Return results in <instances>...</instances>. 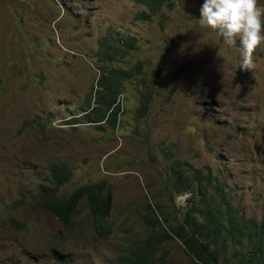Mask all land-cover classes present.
I'll return each instance as SVG.
<instances>
[{
	"label": "rangeland",
	"instance_id": "obj_1",
	"mask_svg": "<svg viewBox=\"0 0 264 264\" xmlns=\"http://www.w3.org/2000/svg\"><path fill=\"white\" fill-rule=\"evenodd\" d=\"M202 3L166 0L141 20L145 7L134 0H0V264H121V248L148 234L160 240V264H194L177 239L162 237L190 205L191 194H174L176 162L188 175L209 168L240 217L264 220V45L254 69L242 70L239 44L200 27ZM125 36L136 48L101 60V39L121 46ZM138 63L143 74H127ZM106 68L122 82L114 125L80 110ZM56 163L73 170L59 200L85 185L109 187L107 237L98 238L84 204L70 229L44 209ZM156 204L167 222L148 211Z\"/></svg>",
	"mask_w": 264,
	"mask_h": 264
},
{
	"label": "trees",
	"instance_id": "obj_2",
	"mask_svg": "<svg viewBox=\"0 0 264 264\" xmlns=\"http://www.w3.org/2000/svg\"><path fill=\"white\" fill-rule=\"evenodd\" d=\"M135 3L145 7L138 13L137 19L149 20L164 9L166 0H135ZM110 38H102L99 43L101 60L114 56L123 49L124 44L129 49L136 48L132 36L117 38L121 46H113L114 42ZM143 70V64L138 63L127 74L140 76ZM96 85L98 90L88 96L86 109L82 106L80 110L88 112L85 116L89 122H109L114 125L120 112V107H114L118 106V98L122 94L119 73L106 68ZM175 90L176 86H173L171 92ZM151 101L152 94L148 92L141 101V117L150 111ZM92 102L96 103L94 108H91ZM181 166V162H176L173 169L174 194H191L186 198L190 205L180 221L174 218L175 225L168 227L169 232L163 231L162 237L177 239L194 264H264V220H245L240 217L227 200L222 188L224 185L212 178L209 168H191V174L188 175ZM49 174L55 189L49 197H44V209L64 228L70 229L84 204L98 238L107 237L111 230L109 218L113 209V196L109 187L103 182L85 185L59 200L55 192L72 180L73 170L64 163H56L51 165ZM154 208L159 209L160 216L167 222L160 205H148V211L152 214L155 213ZM145 218L149 220L148 216ZM155 224L162 229L160 221H155ZM11 225L20 230L27 228L17 220H13ZM159 242V238L153 234L135 237L121 248L117 254L118 261L121 264H160L155 257Z\"/></svg>",
	"mask_w": 264,
	"mask_h": 264
},
{
	"label": "clouds",
	"instance_id": "obj_3",
	"mask_svg": "<svg viewBox=\"0 0 264 264\" xmlns=\"http://www.w3.org/2000/svg\"><path fill=\"white\" fill-rule=\"evenodd\" d=\"M198 23L228 46L238 43L239 67L244 71L254 69V54L264 45V7L259 0H203Z\"/></svg>",
	"mask_w": 264,
	"mask_h": 264
}]
</instances>
